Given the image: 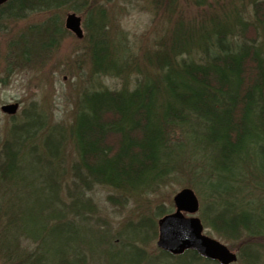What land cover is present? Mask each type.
<instances>
[{
    "label": "trees",
    "instance_id": "obj_1",
    "mask_svg": "<svg viewBox=\"0 0 264 264\" xmlns=\"http://www.w3.org/2000/svg\"><path fill=\"white\" fill-rule=\"evenodd\" d=\"M64 1L8 0L0 6V31L33 12L57 11ZM220 2L209 0L210 13L179 18L152 36L140 63L104 11L99 18L89 11L83 22L88 85L77 90L72 120L53 121L41 102L32 101L20 117L10 115L13 122L0 135V264H93L94 240L90 247L84 239L74 244L78 225L94 236L108 232L104 241L116 247L112 232L98 226L94 187L110 189L108 199L125 206L138 197L145 203V194L169 182L196 192L203 222L237 241L245 264H264V0ZM64 31L54 13L8 40L6 76L48 60ZM103 76L121 84L110 87ZM29 167L37 172L31 180ZM38 178L46 200L34 212L14 202V192L21 198L23 186ZM44 210L47 232L39 223ZM156 212L166 213L163 206ZM149 227L120 247L146 253L137 242L158 235L156 219ZM48 236L60 246L46 247ZM108 255L99 264H113ZM150 257L220 264L194 250L160 249Z\"/></svg>",
    "mask_w": 264,
    "mask_h": 264
},
{
    "label": "rangeland",
    "instance_id": "obj_2",
    "mask_svg": "<svg viewBox=\"0 0 264 264\" xmlns=\"http://www.w3.org/2000/svg\"><path fill=\"white\" fill-rule=\"evenodd\" d=\"M215 5V0H213ZM224 0H221L223 4ZM65 2V1H64ZM209 0L204 4H197L196 0H66L64 6L57 11L46 12L36 11L27 15L24 19L14 20L8 24L7 30L0 31V107L4 103L19 102L20 108L18 110V116H21L23 108L32 101L41 102L49 117L53 121L68 123L72 120L74 100L76 98L77 90L81 86L88 85L86 72L89 68L88 64H84L85 47L87 46V32L84 29L83 38H79L71 30L65 27V22L69 14L75 13L82 18V22L85 21L86 15L89 11H92L94 18H99L101 11L106 14L107 24L113 27L116 33H124L126 35V41L136 53L137 61L140 63L142 60L143 50L149 47L152 36L161 32L163 29H168L179 18H185L191 20L197 17L199 11H206V14L211 10L208 5ZM170 3L172 9L166 10L167 5ZM56 13L62 18L64 28L63 35L60 37L58 47L51 52L50 58L43 62H34L32 66H29L23 70H17L13 74L9 73L6 76L4 69L7 60V42L12 40L14 36H17L24 31L31 23L46 22L52 14ZM103 16L105 17V14ZM102 19H105V18ZM101 19V20H102ZM108 26V27H109ZM111 29V28H110ZM154 34V35H153ZM143 48V49H142ZM83 74H82V73ZM133 77V76H132ZM103 81L110 87H118L121 84V80L118 78L103 76ZM44 109V110H45ZM12 118L9 114L4 113L0 109V135L7 127L11 126ZM1 146V144H0ZM67 154H73L70 146L66 147ZM30 164L34 165L35 162L30 157L28 158ZM35 167H29L28 172L30 174V180L34 178L35 171H32ZM36 170V169H35ZM42 168H39V171ZM182 186L177 183H167L162 186L160 190L151 194H145L147 201L141 203L140 197L136 198L138 202L129 200L125 206L116 205L108 199V195L112 194V191L104 187L96 186L94 190L90 192L98 205V226L109 229V233L112 232L114 236L113 243L116 247H108L104 241L103 236H108L107 233H96L91 235L88 230H84L83 226L77 227V239L74 240V244H79L81 240H85L86 247L92 244L91 240H94L96 245L93 264H99L106 261L109 257L108 254L113 255V264H119L121 260L125 264H188L189 261L186 258H170L165 259L162 262H156L150 256H156L159 254L160 249L157 246V239L153 237L149 242L143 243L138 241V245L145 249L146 253H143L132 246L120 247L123 242L127 241L130 237H139L137 235H145L147 230L152 231L149 227V219L157 221L161 216L157 215L156 209L159 206H163L165 212L174 210V195ZM23 192L21 198L15 196L19 192H14V202L26 203L27 207H31L32 211H36L39 205L46 200V194L44 195V184L41 178H38L34 184H26L23 186ZM201 201V199H200ZM143 204V205H140ZM204 203L201 201V206ZM28 207V208H29ZM202 210V209H201ZM199 211L195 213L196 216L200 215ZM48 216L44 210V217L39 221L40 225L44 227V231L47 232V228L50 226L48 222ZM44 219V220H43ZM93 221L91 223H95ZM141 222L142 225L137 224ZM146 225L147 227H145ZM88 226V225H86ZM143 226V228H142ZM94 228V227H93ZM158 228V225H157ZM92 228H90L91 231ZM124 230L121 236H118L120 231ZM94 231H97L94 228ZM148 231V232H149ZM205 232L216 239L225 242L233 250L239 251L237 241L227 240L223 236L218 235L211 229L208 224L205 223ZM93 237V238H92ZM96 237V239H95ZM135 239V238H134ZM101 241L98 245L96 241ZM55 243L60 246L58 238L54 240L47 237V245ZM81 243V242H80ZM136 243V241L134 242ZM82 246V243H81ZM120 247V248H119ZM262 256L264 252L262 251ZM185 259V260H182ZM105 263V262H104ZM108 264V260H107ZM230 264H245L240 258L237 261Z\"/></svg>",
    "mask_w": 264,
    "mask_h": 264
},
{
    "label": "water",
    "instance_id": "obj_3",
    "mask_svg": "<svg viewBox=\"0 0 264 264\" xmlns=\"http://www.w3.org/2000/svg\"><path fill=\"white\" fill-rule=\"evenodd\" d=\"M8 0H0V5ZM82 19L75 13L68 15L65 26L83 37ZM19 109L18 102L5 103L1 110L8 114H15ZM176 211L159 219V238L157 245L174 252L194 249L201 254L228 263L235 259L229 249L221 242L203 234V224L196 216H186L184 212L194 213L198 210V199L191 188H183L174 196Z\"/></svg>",
    "mask_w": 264,
    "mask_h": 264
}]
</instances>
